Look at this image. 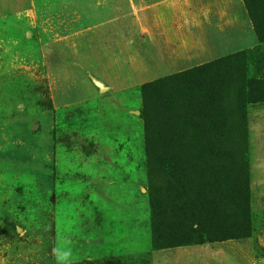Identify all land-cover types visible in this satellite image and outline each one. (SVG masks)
Listing matches in <instances>:
<instances>
[{"label": "rangeland", "instance_id": "obj_1", "mask_svg": "<svg viewBox=\"0 0 264 264\" xmlns=\"http://www.w3.org/2000/svg\"><path fill=\"white\" fill-rule=\"evenodd\" d=\"M171 247L264 264V0H0V264Z\"/></svg>", "mask_w": 264, "mask_h": 264}, {"label": "crops", "instance_id": "obj_2", "mask_svg": "<svg viewBox=\"0 0 264 264\" xmlns=\"http://www.w3.org/2000/svg\"><path fill=\"white\" fill-rule=\"evenodd\" d=\"M220 244H222V243H220ZM220 248H222L221 245H217L216 247H212L211 248V250L213 252V256H215V254L218 253V251H219ZM172 250L175 253L176 252L175 250H181L182 251V250H184V248L183 247H181V248H172L171 247L169 249H163V251H158L157 252V264H162V258L161 257H163V256L166 259H168V263L167 264H169L170 263L169 262V259H170L169 257L174 255V253L171 252ZM196 250H198V249H196Z\"/></svg>", "mask_w": 264, "mask_h": 264}, {"label": "clouds", "instance_id": "obj_3", "mask_svg": "<svg viewBox=\"0 0 264 264\" xmlns=\"http://www.w3.org/2000/svg\"><path fill=\"white\" fill-rule=\"evenodd\" d=\"M53 251H54V253H57L58 250L54 249ZM70 255H71L70 251L66 250V251L59 253L57 255V259L66 261Z\"/></svg>", "mask_w": 264, "mask_h": 264}]
</instances>
